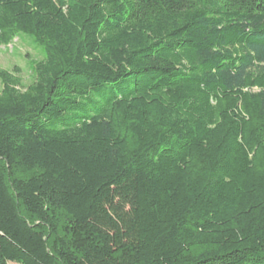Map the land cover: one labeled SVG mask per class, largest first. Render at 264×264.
<instances>
[{
    "label": "trees",
    "instance_id": "1",
    "mask_svg": "<svg viewBox=\"0 0 264 264\" xmlns=\"http://www.w3.org/2000/svg\"><path fill=\"white\" fill-rule=\"evenodd\" d=\"M22 32L0 264H264V0H0Z\"/></svg>",
    "mask_w": 264,
    "mask_h": 264
},
{
    "label": "rangeland",
    "instance_id": "2",
    "mask_svg": "<svg viewBox=\"0 0 264 264\" xmlns=\"http://www.w3.org/2000/svg\"><path fill=\"white\" fill-rule=\"evenodd\" d=\"M32 37L21 33L8 45H0V68L20 76L24 86L32 84L35 76L31 70L33 60H40L43 55L38 47L31 44ZM18 69V72L15 71ZM14 264V263H8Z\"/></svg>",
    "mask_w": 264,
    "mask_h": 264
}]
</instances>
